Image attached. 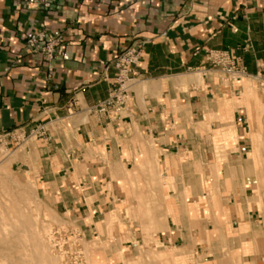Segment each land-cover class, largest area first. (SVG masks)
Masks as SVG:
<instances>
[{"label":"crops","instance_id":"obj_1","mask_svg":"<svg viewBox=\"0 0 264 264\" xmlns=\"http://www.w3.org/2000/svg\"><path fill=\"white\" fill-rule=\"evenodd\" d=\"M40 29L59 37L61 54L50 62L25 44ZM133 42L142 43V52L129 101L117 111L96 112L113 86V58ZM208 50H226L245 76L227 85L205 76L198 69L207 65ZM259 74L264 0H54L49 8L0 0L3 157L83 236L98 235L104 214L124 199L128 171L151 161L173 179L163 186L164 222L153 241L188 251L184 178L193 163L209 174L211 131L233 129L226 159L237 164L242 158L248 124L238 94L248 89L243 79ZM39 125L44 135L34 137ZM249 181L242 176L245 191ZM249 215L240 223L247 226Z\"/></svg>","mask_w":264,"mask_h":264},{"label":"rangeland","instance_id":"obj_2","mask_svg":"<svg viewBox=\"0 0 264 264\" xmlns=\"http://www.w3.org/2000/svg\"><path fill=\"white\" fill-rule=\"evenodd\" d=\"M245 81L248 89L238 94L248 124L242 158L237 164L226 159L233 129L211 131L215 160L207 162L209 174L193 163L184 178L188 251L161 248L153 241L164 222L163 186L173 179L151 161L128 171L124 199L104 214L107 223L98 235L83 236L73 219L49 208L31 178L10 168L0 146V264H264V84L255 78ZM244 175L250 180L247 191ZM248 212L246 226L240 222Z\"/></svg>","mask_w":264,"mask_h":264},{"label":"built area","instance_id":"obj_3","mask_svg":"<svg viewBox=\"0 0 264 264\" xmlns=\"http://www.w3.org/2000/svg\"><path fill=\"white\" fill-rule=\"evenodd\" d=\"M54 0H27V4H35L42 8H49ZM59 37L48 34L44 29L35 30L28 34L25 44L31 53L40 54L45 61L50 62L61 54L58 46ZM142 52V43L133 42L123 48L112 60L114 68L113 86L110 88L106 99L100 101L93 110L107 114L123 108L130 99L129 82L133 67L139 62ZM206 64L198 69L205 76L215 74L219 81L230 83L237 82L245 76L244 67L237 64L226 50H208L205 54ZM264 84V74L256 76ZM42 125L31 131L34 137L44 135Z\"/></svg>","mask_w":264,"mask_h":264},{"label":"bare ground","instance_id":"obj_4","mask_svg":"<svg viewBox=\"0 0 264 264\" xmlns=\"http://www.w3.org/2000/svg\"><path fill=\"white\" fill-rule=\"evenodd\" d=\"M245 83H246V82H245ZM246 87H247V85H246ZM249 161H252V162H254V163H255V158H254V157H253V158H252V157H250V158H249ZM257 177L259 178V176H257Z\"/></svg>","mask_w":264,"mask_h":264}]
</instances>
